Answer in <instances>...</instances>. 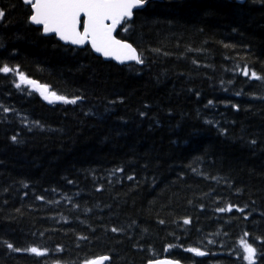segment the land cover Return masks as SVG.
<instances>
[{"label": "trees", "instance_id": "trees-1", "mask_svg": "<svg viewBox=\"0 0 264 264\" xmlns=\"http://www.w3.org/2000/svg\"><path fill=\"white\" fill-rule=\"evenodd\" d=\"M0 9V67L81 98L0 73V264H247L242 238L264 264V0L149 1L117 31L127 65Z\"/></svg>", "mask_w": 264, "mask_h": 264}, {"label": "snow or ice", "instance_id": "snow-or-ice-1", "mask_svg": "<svg viewBox=\"0 0 264 264\" xmlns=\"http://www.w3.org/2000/svg\"><path fill=\"white\" fill-rule=\"evenodd\" d=\"M22 2L29 9L28 22L40 26L44 35L54 34L60 41L75 46L90 45L94 52L106 58L114 59L119 63L135 61L137 64H142L144 62L137 49L127 40L118 39L116 33L118 29H122L127 33L130 27L129 21L133 19L134 12L143 10L149 0H22ZM5 16L6 12L0 9V19ZM9 72H15L18 76L19 83L16 87L19 88L22 84H27L41 88L36 81L28 79L24 73L19 72L17 69L10 68L7 65L0 67V73L7 74ZM243 74L245 76L249 75L246 67L243 69ZM251 77L260 79L255 72L251 73ZM42 88L41 95H44L47 86H42ZM50 95L66 104H76L81 99L80 97L68 99L64 96H57L55 92ZM47 98L45 96V99ZM209 104H211V101H209ZM5 111H8V109H5ZM12 140L15 141L16 136H13ZM117 171L121 170L118 169ZM128 179L131 180L133 177L129 176ZM37 199H43V197H37ZM233 207L229 205L227 208H219L218 211L231 212ZM237 211H242V209L238 208ZM184 223L188 224L190 221L185 219ZM111 231L115 233L119 229L112 228ZM248 236L249 233L245 232L244 237ZM240 246L244 253L243 259L247 264H256L257 248L243 238L240 240ZM7 247L12 251H21L11 243H7ZM25 250L36 256H43L46 252V250L37 247ZM165 251H168V249L166 248ZM186 251L194 253L196 256L206 255L198 248H187ZM260 256L264 258V253H261ZM109 260L108 255H99L85 259L83 264H106ZM148 264H180V262L172 259H161L149 260Z\"/></svg>", "mask_w": 264, "mask_h": 264}, {"label": "water", "instance_id": "water-1", "mask_svg": "<svg viewBox=\"0 0 264 264\" xmlns=\"http://www.w3.org/2000/svg\"><path fill=\"white\" fill-rule=\"evenodd\" d=\"M21 1H22V0H21ZM149 1H152V0H149ZM240 1H243V0H240ZM22 3H23V2H22ZM148 3H149V2H148ZM135 12H136V11H135ZM135 12H134V13H135ZM33 26H35V27H39V28H40V26H37V25H33ZM118 30H119V29H118ZM118 30H117V31H118ZM41 33H42V35H44L43 32H42V30H41ZM52 35L55 37L54 34H49V35H44V36H52ZM116 35H117V33H116ZM55 38H56V37H55ZM117 38H118V39H122V38H120V37H118V36H117ZM56 39H57L60 43H62V44H64V45H69V46L76 47V48H83V47L88 46L94 55L100 57V58H101L102 60H104V61H112L113 63H115V64H117V65H127V64H129V63H134V62H135V61H125L124 63H119L118 61H116V60H114V59L106 58V57L102 56L101 54L94 52V51L91 49V46H90V45L75 46V45H71V44H66V43H64L63 41H60L58 38H56ZM127 42H129V41H127ZM129 43H131V42H129ZM131 44H132V43H131ZM132 45H133V44H132ZM133 47H135V46L133 45ZM135 48H136V47H135ZM136 49H137V48H136ZM137 52H138V50H137ZM138 54H139V52H138ZM135 63H136V62H135ZM34 81H35V80H34ZM36 82H37V85L41 86V88H37V87L34 86V85H32V86H33V87L39 92V94L41 95V91L43 90L42 86H44V85H42V84L39 83L38 81H36ZM45 96H47L48 98L45 99ZM41 97H42V99H43L44 101H46L47 103H50V102H49L50 100L52 101L51 103H55V102L57 101L54 97H52V96L49 94L48 89L44 90V95H41ZM161 259H172V258H169V257H159V258H155V259H152V260H161ZM172 260H174V259H172ZM148 261H149V260H148ZM148 261H147L145 264H148ZM180 264H181V263H180Z\"/></svg>", "mask_w": 264, "mask_h": 264}, {"label": "rangeland", "instance_id": "rangeland-1", "mask_svg": "<svg viewBox=\"0 0 264 264\" xmlns=\"http://www.w3.org/2000/svg\"><path fill=\"white\" fill-rule=\"evenodd\" d=\"M30 86V85H29Z\"/></svg>", "mask_w": 264, "mask_h": 264}]
</instances>
